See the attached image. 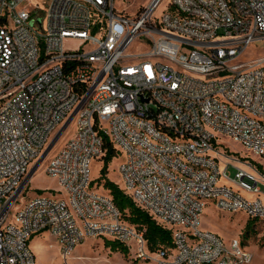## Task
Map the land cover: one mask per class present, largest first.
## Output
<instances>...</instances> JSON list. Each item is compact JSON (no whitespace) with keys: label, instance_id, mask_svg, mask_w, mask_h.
<instances>
[{"label":"built area","instance_id":"built-area-1","mask_svg":"<svg viewBox=\"0 0 264 264\" xmlns=\"http://www.w3.org/2000/svg\"><path fill=\"white\" fill-rule=\"evenodd\" d=\"M44 1L0 0V264H37L30 241L45 232L65 260L104 238L158 264H251L241 240L200 224L210 204L264 224V172L223 143L264 162V58L243 60L264 41V0H152L133 14L116 0ZM72 123L45 164L65 196L26 198ZM104 135L123 157L120 188L172 247L151 253L94 184Z\"/></svg>","mask_w":264,"mask_h":264},{"label":"rangeland","instance_id":"rangeland-1","mask_svg":"<svg viewBox=\"0 0 264 264\" xmlns=\"http://www.w3.org/2000/svg\"><path fill=\"white\" fill-rule=\"evenodd\" d=\"M33 1L35 4L40 5L41 12H46L47 8L45 4L47 2L44 0ZM151 1L152 0H116V7L119 11L133 14L137 11H142ZM45 22L47 25L48 19H46ZM140 48V45H136L132 50L134 51ZM261 57L264 58V41L253 44L243 57V60L250 61ZM74 126L75 124L72 123L45 162L32 175L25 192L26 198L35 197L38 194L56 197L65 196L66 191L59 185L57 179L46 173L45 164L53 153L62 147L64 139H67L71 135ZM106 128H109L108 124H106ZM52 141L49 142L48 147ZM223 143L228 150L235 152L240 159L252 161L257 168L258 165H260L262 169H258L264 171V162L246 152L238 142L229 138L224 139ZM122 161L123 157L114 159L109 165L107 176L108 179L120 185H122V178L120 175V164ZM37 162L38 161H35L30 165V172H32ZM103 167V160L95 159L93 161L91 166V178L93 180L101 176ZM231 177H235L233 171ZM260 187L264 191L263 183L260 184ZM100 190L105 194H109L103 187H101ZM248 222L249 219H247L244 213L231 215L217 209L213 204H210L205 208L202 214L200 229L219 235L227 243L236 239L241 240L253 255V262L251 264H264V224L255 222L253 229L246 230ZM184 230L188 231V228ZM246 231L249 232V237L245 239L244 236ZM105 242L106 239L104 238L87 240L83 245L78 246L67 260L61 255V248L54 236L48 232L35 235L30 241V247L35 255L37 264H158L152 259L143 261L135 257L130 250H128L126 254L112 250L106 247Z\"/></svg>","mask_w":264,"mask_h":264},{"label":"trees","instance_id":"trees-1","mask_svg":"<svg viewBox=\"0 0 264 264\" xmlns=\"http://www.w3.org/2000/svg\"><path fill=\"white\" fill-rule=\"evenodd\" d=\"M104 136L106 149V154L102 159L104 161V167L101 170V176L94 181V184L99 188L103 187L109 192V195L122 212L127 223L145 232L148 248L151 253H157L162 248L172 247V232L159 225L154 218L138 207L134 201L124 193L118 183L108 179L109 165L114 159L119 158L120 153L114 147L108 136ZM258 168L262 169L260 165H258ZM255 222L258 221L249 219L246 230L253 229ZM248 233L249 232L246 231L244 236L245 239L249 237ZM105 245L106 247L121 252L122 254H126L128 252V248L117 241L106 240Z\"/></svg>","mask_w":264,"mask_h":264},{"label":"water","instance_id":"water-1","mask_svg":"<svg viewBox=\"0 0 264 264\" xmlns=\"http://www.w3.org/2000/svg\"><path fill=\"white\" fill-rule=\"evenodd\" d=\"M43 159H44V157H43ZM43 159H41L40 163L42 162Z\"/></svg>","mask_w":264,"mask_h":264}]
</instances>
